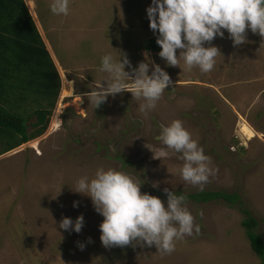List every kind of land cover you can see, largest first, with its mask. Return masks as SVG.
I'll use <instances>...</instances> for the list:
<instances>
[{
	"label": "rangeland",
	"instance_id": "374dc122",
	"mask_svg": "<svg viewBox=\"0 0 264 264\" xmlns=\"http://www.w3.org/2000/svg\"><path fill=\"white\" fill-rule=\"evenodd\" d=\"M23 1L51 59L60 63L59 71L52 59L60 88L53 105L52 97L3 89L1 104L28 118L34 138L0 155V264H260L242 225L248 217L242 209L256 221L264 244V38L248 29V42L234 47L223 30V38L205 43L220 49L214 69L189 72L169 67L159 45L148 47L159 35L147 15L152 0H69L67 16L52 13L53 0ZM121 52L131 67L148 53L173 81L147 115L139 111L143 101L128 91L109 96L98 109L86 95L108 78L100 71L102 57L119 59ZM43 108L51 112L42 129L32 124L35 110ZM176 119L218 169L203 190L236 193L237 200L188 197L201 190L182 179L180 154L157 139L160 125ZM147 144L164 155L153 158ZM11 145L12 139L1 137L0 153ZM100 168L128 174L141 183L142 193L159 197L165 206L164 188L186 195L200 233L177 241L171 254L154 245L105 248L99 227L104 217L89 196L73 190L80 178L91 180ZM80 215V233L59 227L65 217L74 226Z\"/></svg>",
	"mask_w": 264,
	"mask_h": 264
},
{
	"label": "clouds",
	"instance_id": "9594fccd",
	"mask_svg": "<svg viewBox=\"0 0 264 264\" xmlns=\"http://www.w3.org/2000/svg\"><path fill=\"white\" fill-rule=\"evenodd\" d=\"M50 8L53 14L67 16L69 0H53ZM147 15L150 29L159 33L156 40L162 49L159 56L169 67L180 66L183 71L199 68L202 73H208L214 69L220 49L205 47V43L211 45L217 35L223 38V30L229 33L234 47L248 42V29L264 38V0H152ZM261 46H264V41ZM121 53L119 59L111 54L102 57L100 71L108 74V78L103 80L107 81V86L103 81L95 82V87L86 95L98 109L109 96L115 98L117 94L128 91L134 100L143 101L139 104V111L147 115L156 108L173 81L159 64L149 59L148 53L138 67H131L127 54ZM126 66L134 75L125 70ZM150 67L153 69L151 75ZM160 129L157 139L173 154H180L182 179L202 191L210 177L218 172L211 166V158L192 138L183 121L176 119L167 126L161 124ZM146 147L154 152L153 158L164 155L148 144ZM73 190L89 196L97 213L104 217L99 227L105 248L154 245L159 253L171 254L176 250L177 241L192 236L194 232L200 233V225L187 207L186 195L164 188L167 194L165 206L159 197L142 193L141 183L124 172L100 168L91 180L86 176L80 178ZM76 206L78 202H74ZM198 215L203 217V212ZM83 226V215L75 220L74 226L68 217L63 218L59 225L76 233H80ZM89 242H92L91 238ZM79 247L83 250L84 245L79 244Z\"/></svg>",
	"mask_w": 264,
	"mask_h": 264
},
{
	"label": "trees",
	"instance_id": "16d2710c",
	"mask_svg": "<svg viewBox=\"0 0 264 264\" xmlns=\"http://www.w3.org/2000/svg\"><path fill=\"white\" fill-rule=\"evenodd\" d=\"M0 7L3 8V14L0 17V100L3 89L6 91L8 89L12 93L19 91L21 95L26 94L25 91H30L34 94H42L46 98L52 97L50 104L53 105L60 88V79L35 29V24L25 8L24 1L0 0ZM157 45L156 40L151 39L148 47L154 48ZM7 102L15 101L7 100ZM9 109L0 102V138L6 135L13 140V145L0 154L10 152L20 144L34 138V135L31 136L28 133L30 126L28 118ZM50 112L51 108L35 110L36 122L32 125L43 129ZM188 197L197 202L223 199L232 203L237 200L238 195L223 191L202 190L190 193ZM242 210L248 216L242 220V225L246 229L251 248L261 258L260 264H264V244L255 231L256 221L246 209Z\"/></svg>",
	"mask_w": 264,
	"mask_h": 264
},
{
	"label": "bare ground",
	"instance_id": "6f19581e",
	"mask_svg": "<svg viewBox=\"0 0 264 264\" xmlns=\"http://www.w3.org/2000/svg\"><path fill=\"white\" fill-rule=\"evenodd\" d=\"M26 1V0H25ZM32 14V13H31ZM32 17H33V15H32ZM34 18V17H33ZM51 56H52V53H51ZM52 59H53V61H54V63H55V65L57 66V68H58V70L60 69V63H59V61H57L56 60V58H54V57H52ZM60 71V70H59ZM18 147V146H17ZM16 148V147H15ZM14 148V149H15ZM13 150V149H12ZM11 151V150H10ZM9 152V151H8ZM7 153V152H6ZM6 153H4V154H6ZM1 155V154H0ZM3 155V154H2Z\"/></svg>",
	"mask_w": 264,
	"mask_h": 264
},
{
	"label": "crops",
	"instance_id": "0c3cea01",
	"mask_svg": "<svg viewBox=\"0 0 264 264\" xmlns=\"http://www.w3.org/2000/svg\"><path fill=\"white\" fill-rule=\"evenodd\" d=\"M21 145V144H20ZM2 156H5V154L4 155H2Z\"/></svg>",
	"mask_w": 264,
	"mask_h": 264
}]
</instances>
